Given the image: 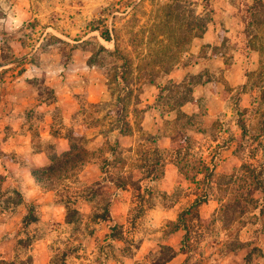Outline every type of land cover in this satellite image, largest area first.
Masks as SVG:
<instances>
[{
    "label": "rangeland",
    "instance_id": "rangeland-1",
    "mask_svg": "<svg viewBox=\"0 0 264 264\" xmlns=\"http://www.w3.org/2000/svg\"><path fill=\"white\" fill-rule=\"evenodd\" d=\"M222 2L0 0V135H12L10 121L21 119L33 148L49 158L29 174L59 202L52 213L25 202L18 181L28 174L20 170L26 148L1 146L0 264H166L177 253L180 264H264L259 3L228 0L251 54L245 71H235L244 83L228 85L219 65L223 110L209 117L205 99L195 115L179 109L208 77L203 57L234 56L229 37L217 48L201 40ZM175 71H188L183 82ZM59 83L64 94L80 90L73 106L55 103ZM28 91L47 104L29 106ZM46 111L51 133L69 139L63 154L41 143ZM163 136L172 138L168 148L159 147ZM28 210L35 223H23ZM181 212L186 230L178 231Z\"/></svg>",
    "mask_w": 264,
    "mask_h": 264
},
{
    "label": "crops",
    "instance_id": "crops-1",
    "mask_svg": "<svg viewBox=\"0 0 264 264\" xmlns=\"http://www.w3.org/2000/svg\"><path fill=\"white\" fill-rule=\"evenodd\" d=\"M253 0H249L248 4H251ZM232 6L230 3H228V0H223V2L215 7L216 14L218 15V19H213L209 23L206 31L204 32L201 40L203 44H208L210 48L212 47H220L221 44V39L222 36L229 37L230 40L235 42L237 44V48L234 51V56L233 58H230V63H226V55H223L222 52H216L212 51L211 53H208L206 57H203L205 61H211V63L207 64L206 66H209V71H207L208 77H205L204 81L198 82L197 84L192 86L191 89V98L189 100H186L183 102V104L179 105V109L181 112H183L185 115H195L198 112V100L200 99H205L208 101V104L211 101V104H209L208 107V112H209V117L214 116L215 114L219 113L221 110H223L225 106V101L222 96L223 88L221 86L224 85V82H219L214 78V74L216 71L215 69L218 68L219 65H222L223 68V75L225 77V82L228 85H238V84H243L245 80V76L238 75L236 77L237 71H245V67H247V64L249 63L251 54L249 53V49L246 46V38L243 37L242 33V28L240 26V22L238 24L236 18H231L229 15L230 12H233L231 10ZM238 12V8L236 9ZM217 50V49H216ZM236 71V73H235ZM25 72V71H24ZM23 72V73H24ZM175 74L178 77L177 82H183V79H185V76L188 74V71H175ZM19 75H22L19 74ZM219 86L217 90H214L215 86ZM62 87H66L65 85H61L60 83L57 84L56 86H53V90L55 95L57 96L55 103L57 105L61 104H69L73 106L72 100H74V93L79 92L80 90L77 91H71L68 89V93L64 94V91H62ZM67 88V87H66ZM29 90V89H27ZM29 93L31 92V97H29L28 105L29 106H34V107H40L41 105H46L47 102H43L42 100L38 99L36 96V93L32 91H28ZM74 92V93H73ZM100 91L99 96L97 98L93 97V99H89V101H96L101 99L104 96V93H101ZM217 101V103H215ZM64 107V105H61ZM214 108V109H213ZM175 112V111H174ZM43 118L45 119V129L43 128L41 130V143L43 144L45 142H48V144L52 145L53 151L57 155L63 154L67 151L70 150V142L67 137H65L64 134L59 133L56 135H53L51 133V126L47 123L48 120H51L50 114L46 111L43 113ZM212 118V117H211ZM210 120V119H209ZM1 122V120H0ZM21 119L18 118L17 120H11L10 125L13 126L14 132H10L12 135L7 136L4 138V141L2 140V135H0V148H4L5 145L13 140L14 143V148L17 151H21L22 148H26L24 152H20L22 160H24V165L22 166L25 168H19L20 170L27 171L28 174L27 176L24 177V179H20L18 181V186L23 189L25 196L24 200L25 202H33L34 204H40V203H45L46 206H44L41 210H44L45 212L52 213L54 209L58 207L57 201L53 200L51 197V191L47 192L45 195H42V192L40 190V185L36 184L34 180L32 179L31 175L29 174V169L31 167H36V168H43L49 165V158L46 155V152L44 150L40 149H34L32 146V133L28 130H26L25 126H22L21 124ZM0 128H1V123H0ZM22 140L28 141V144L24 145L23 143H20ZM172 138L170 136H163L158 139V144L160 148H168L171 144ZM31 142V143H30ZM2 146V147H1ZM2 150H5L3 149ZM42 149V148H41ZM165 167L166 171H169L171 174L173 172L172 169V164ZM19 170V171H20ZM2 171V167L0 166V172ZM167 178V177H165ZM164 188L165 190L169 191V186L164 183ZM121 189V188H119ZM122 191H125L121 189ZM119 191H117V194ZM44 198V200H41ZM121 204H124V200L121 202ZM206 205V203H204ZM111 214L113 212L111 211ZM39 217V216H38ZM40 218V217H39ZM33 221L32 223H35ZM184 228L186 230V227L182 226L179 227L178 231H181V229ZM177 231V232H178ZM186 233V231H185ZM172 234V233H171ZM185 257H182L181 254L177 253L175 254L169 262L166 264H180V262L184 259Z\"/></svg>",
    "mask_w": 264,
    "mask_h": 264
},
{
    "label": "trees",
    "instance_id": "trees-1",
    "mask_svg": "<svg viewBox=\"0 0 264 264\" xmlns=\"http://www.w3.org/2000/svg\"><path fill=\"white\" fill-rule=\"evenodd\" d=\"M254 1V4H258L259 3V6H261V7H263L264 8V4L260 1V0H253ZM254 4H252V5H249L248 6V9H253L254 7H255V5ZM209 12H211V9H209ZM103 37H105V36H103ZM106 39H108V37H105ZM74 156H75V154H74ZM117 185H119V186H124V183H122V182H120V184L118 183ZM13 194H15V195H17V196H19V193H18V191H16V190H13ZM6 202H7V200H6ZM198 201H195L194 203H193V206H196V205H198ZM184 213L183 212H181V217L180 218H182V219H180L179 220V222L178 223H180V224H182V226H184V227H186V225L184 224V215H183ZM109 217V211H108V207H106L105 209H104V211H103V215H102V218L105 220V219H107ZM37 219V217L36 216H33L32 214H31V212H30V210H28L27 211V214L24 216V219H23V223L24 224H27V223H30V222H33V221H35ZM173 256V254H171V257Z\"/></svg>",
    "mask_w": 264,
    "mask_h": 264
}]
</instances>
